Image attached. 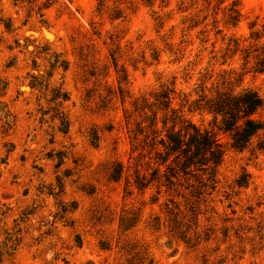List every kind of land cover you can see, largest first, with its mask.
<instances>
[{"label": "rangeland", "instance_id": "374dc122", "mask_svg": "<svg viewBox=\"0 0 264 264\" xmlns=\"http://www.w3.org/2000/svg\"><path fill=\"white\" fill-rule=\"evenodd\" d=\"M263 28L264 0H0V264H264V130L237 150L188 109L252 88L264 123V72L240 50ZM165 89L225 147L196 223L178 216L188 241L166 203L187 209L192 186L134 183L133 130L152 116L135 101Z\"/></svg>", "mask_w": 264, "mask_h": 264}, {"label": "trees", "instance_id": "16d2710c", "mask_svg": "<svg viewBox=\"0 0 264 264\" xmlns=\"http://www.w3.org/2000/svg\"><path fill=\"white\" fill-rule=\"evenodd\" d=\"M108 0H98L99 8L105 6ZM237 15H230L229 21L235 24ZM262 30L252 29L249 38L252 43L240 49L244 63L250 58L254 59L253 70L264 72V42L259 43ZM238 46V43H237ZM125 74V73H124ZM126 75V74H125ZM127 79L123 77V79ZM42 85L41 81L32 83ZM172 90V89H171ZM171 90H160L154 94V101L142 98L135 101V111L147 113L151 111L150 122L146 125L137 124L132 134V151H138L134 161V183L139 189L156 184L166 191H178L184 183L191 187V193L196 196L194 201L187 199L188 208L184 210L180 203L169 199L171 207L166 203V211L175 223L172 227L174 233L183 239H190L188 232L191 225L196 223L195 207L197 198L209 193L216 186V170L221 164L225 154V147L217 138L214 128L201 127L186 118L183 113L171 107ZM262 105V97L252 88L234 91L232 88H217L214 93H202L189 103V111L207 112L212 115L218 128L230 136L231 147L237 150L245 149L253 136L264 130V123L254 117V113ZM162 116L159 118V111ZM162 122V127L158 122ZM140 134H143L141 137ZM264 149V136L258 143ZM119 173L121 167L119 168ZM143 170V171H142ZM120 175H116L118 178ZM195 178L197 184L191 182ZM247 174H243L237 183L239 186L247 184ZM179 193V192H178ZM188 217L192 224L178 220L179 215ZM183 223V224H182ZM182 225H187L182 228Z\"/></svg>", "mask_w": 264, "mask_h": 264}]
</instances>
